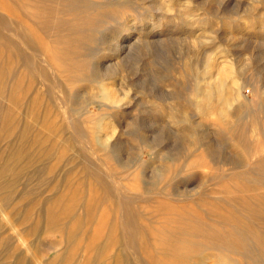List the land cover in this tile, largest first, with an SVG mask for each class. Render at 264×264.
Here are the masks:
<instances>
[{
  "label": "rangeland",
  "instance_id": "374dc122",
  "mask_svg": "<svg viewBox=\"0 0 264 264\" xmlns=\"http://www.w3.org/2000/svg\"><path fill=\"white\" fill-rule=\"evenodd\" d=\"M97 1L103 9L91 14L106 13L104 32L155 11L152 0ZM175 5L166 16L177 40L141 51L113 78L94 76L92 64L68 72V62L67 75L50 69L40 29L39 49L23 44L18 57L15 18L3 15L0 264H264V172L247 182L238 168L264 154V0ZM202 31L210 59L196 54L205 78L184 90L192 79L177 71L193 50L184 37ZM204 83L219 100L207 112L190 101ZM167 91L180 92L182 108L200 118L170 120V103L153 97ZM245 103L253 117L234 116ZM248 204L261 213H247Z\"/></svg>",
  "mask_w": 264,
  "mask_h": 264
},
{
  "label": "bare ground",
  "instance_id": "6f19581e",
  "mask_svg": "<svg viewBox=\"0 0 264 264\" xmlns=\"http://www.w3.org/2000/svg\"><path fill=\"white\" fill-rule=\"evenodd\" d=\"M82 1L83 3H79L78 0H0V11H1L0 32H1V26H3V23L5 22L4 17L5 16L9 17V13L10 14L12 13V15L15 18L14 33L19 34L18 37L19 41H16L15 44L13 45L14 50L18 55V57L21 58L22 55L24 54L22 49L23 44H28L31 52L33 51L35 52L36 50L39 49L41 45L38 40L37 31L38 29H40V31H42V33L50 40V47H48V51L52 58H49V62L47 63L50 69L67 75L66 74L67 69L62 67L68 64V62H72L68 72H72L77 67H81V68L88 67V65L92 64L91 67L93 70L91 72L94 74V76L108 75L109 78L110 77L113 78L115 75L119 73V71L123 67L122 64H124L129 60L138 58L141 51L146 50L148 53H150L152 50L163 51L164 44L169 42L173 38V36H175L174 34H176L175 29L177 26H175V24H172L171 21H169L170 20L169 17L166 16L167 12L176 9L174 7V5L176 4L175 3L176 0H163V3L161 2V0H152L150 2L153 6L151 7H153L155 11H151V12L146 11L147 13L144 15V22H142L141 24H134L133 22L130 23L125 22L123 27L118 28L116 30L110 29L109 27V31L106 32H104L105 29L103 27V24H105V22L107 21V19L105 18L106 13L93 12L94 14L93 13L91 14V12L95 11L96 8H98L99 6L100 9H103L101 8L103 2L100 3L97 0H82ZM177 1H181L178 2L176 5H180V7L182 6L183 7L182 9H187L190 6V0H177ZM25 18L27 19V21L28 20L30 21V25H31L30 27H28L26 24L23 23ZM24 30L30 33L29 39L24 40V36H23ZM184 38H185L184 41H187L191 44L193 50L185 51L183 53L182 59L184 61L182 63L184 64L180 67V70L179 67H178V71L176 68V71L180 72L181 77L182 75H184V77L190 75L192 79L191 83L185 84L183 86V89L186 90L189 87H191L190 85L193 84L194 76L199 77L201 79L205 78V76L203 75H205L206 72L203 69L205 67L203 64L207 63L208 59H210L209 58L210 56L209 54L206 53L205 49H203L205 48L203 45L206 39V35L204 32L200 37L191 36L189 38L188 37H184ZM173 40H175V38H173ZM168 44L170 43H167V46ZM199 52L202 53L203 64H201L199 62L200 59L198 60L197 58V54ZM95 56L96 59L94 60ZM90 58H92V63L89 61ZM201 66L202 68L199 70ZM219 77H221V75ZM180 79L182 80L184 78H180ZM190 80H188V83ZM213 89L215 90L214 94L218 95L219 87L215 85L213 86ZM179 93L180 92L177 91H169V92L167 91L164 94L160 92L159 95L153 97L165 100L167 103H170L169 108H171V111L167 114V117L170 120L176 122L182 119H187L189 121L195 122L196 119L200 118L198 117L199 114L196 111L193 110L187 111L182 108V104H180V102L178 101L181 98L182 94ZM107 94L108 95L106 97L110 101L113 100L116 101V99H118L113 95L110 96L108 92ZM259 98H260L258 99L259 106L257 104V108H259L258 110H264V92L260 94ZM74 100L75 101L73 100L70 101H73V104L79 103L78 99L77 100L74 99ZM235 100L237 99L235 98ZM190 101L191 102L194 101V103L198 106L199 109L206 112L207 110L209 111L212 107H215L216 104L219 102L218 98H213V91L211 90L210 85L208 83L207 84L204 83L203 86L200 87L198 91V98H193ZM176 107H179V109ZM172 109L175 111H173ZM231 112L234 116H244L245 114L246 118L252 114V116L250 117L252 118L255 110L253 111V108L250 109L247 104L246 105L238 104V106L235 107V109H233V111ZM224 118L227 119L226 117ZM251 121H255V119ZM245 132H246L245 128H242L240 130L241 133L240 136L244 142H246V135H244ZM189 135L192 138L194 136L192 132L189 133ZM193 139L196 140L195 138ZM257 145L260 147L264 146V140L260 139ZM263 163H264V154L258 155V157L253 161L251 165L247 158L240 159L238 168L240 170V175L242 179L248 182L250 181V177L253 174L259 175L260 172L263 173L264 172ZM262 201H264V195ZM245 207H246L245 209H247L246 210L247 213L249 209H252L256 214L261 213L259 210H257L256 207L252 205L248 204ZM261 218L264 219V213H261ZM241 233L242 232H240V234ZM243 239L245 241V237H243L242 240Z\"/></svg>",
  "mask_w": 264,
  "mask_h": 264
}]
</instances>
